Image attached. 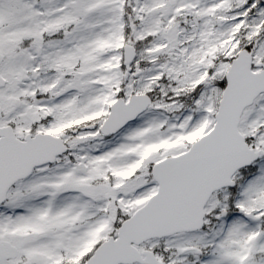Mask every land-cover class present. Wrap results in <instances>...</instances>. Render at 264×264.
Here are the masks:
<instances>
[{
    "label": "snow or ice",
    "instance_id": "6c2138e0",
    "mask_svg": "<svg viewBox=\"0 0 264 264\" xmlns=\"http://www.w3.org/2000/svg\"><path fill=\"white\" fill-rule=\"evenodd\" d=\"M0 264H264V0H0Z\"/></svg>",
    "mask_w": 264,
    "mask_h": 264
}]
</instances>
